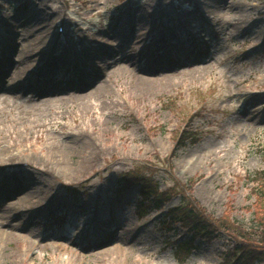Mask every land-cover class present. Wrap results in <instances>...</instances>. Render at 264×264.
Wrapping results in <instances>:
<instances>
[{"label": "rangeland", "instance_id": "374dc122", "mask_svg": "<svg viewBox=\"0 0 264 264\" xmlns=\"http://www.w3.org/2000/svg\"><path fill=\"white\" fill-rule=\"evenodd\" d=\"M263 148L264 0H0V264H223L119 177L258 241Z\"/></svg>", "mask_w": 264, "mask_h": 264}, {"label": "trees", "instance_id": "16d2710c", "mask_svg": "<svg viewBox=\"0 0 264 264\" xmlns=\"http://www.w3.org/2000/svg\"><path fill=\"white\" fill-rule=\"evenodd\" d=\"M190 138V140H188ZM196 134L183 130L176 140V147L185 146L188 142L195 144L197 142ZM264 157V148L262 150ZM120 185L130 187L132 185L139 186V193L142 201L138 204L140 210H146L145 203H149L153 208L161 210L165 202L172 198V188L160 192L157 182L148 174L127 173L121 177ZM253 180L256 185L250 192L255 195L258 200L264 202V169L258 170L253 174ZM183 195L181 204L172 208L167 214V218L171 223L180 224L191 235L190 239L181 243L178 247L179 252L189 250L196 240L202 239L206 242H212L220 233L228 236L232 242V247L225 254L223 264H264V216H259L256 221L262 227L258 236L259 240L254 241L250 234L235 226L230 222L216 220L207 216L196 206L188 204L187 198ZM260 227V228H261Z\"/></svg>", "mask_w": 264, "mask_h": 264}, {"label": "bare ground", "instance_id": "6f19581e", "mask_svg": "<svg viewBox=\"0 0 264 264\" xmlns=\"http://www.w3.org/2000/svg\"><path fill=\"white\" fill-rule=\"evenodd\" d=\"M150 54L151 55H156V56H164V55H167L168 54V51H164V52H155L154 50H150ZM127 58V57H126ZM110 59V58H109ZM48 63H49V61H48ZM47 69H44V72H45V74H47V73H51V70H49V68L48 67H46ZM63 72H67V71H69V70H62ZM61 71V72H62ZM81 72V70H79V69H75L74 71H70L69 72V74H71L72 76H77L79 73ZM43 75H44V73H42V74H40V75H36L37 76V78L39 79V78H42L43 77ZM47 76H48V74H47ZM47 79L48 78H45V82H48V83H53V82H51V80H50V78H49V81H47ZM5 84V83H4ZM63 86H64V89L65 90H67V91H69V92H72V91H79L80 90V86H79V89H76L78 86L77 85H73V84H63ZM4 89L6 90V88H5V86H4ZM32 89V91L34 90V88L32 87L31 88ZM8 91L10 90L9 88L7 89ZM47 90H50L49 88H47ZM5 235V232L4 231H1V235ZM2 235V236H3Z\"/></svg>", "mask_w": 264, "mask_h": 264}]
</instances>
